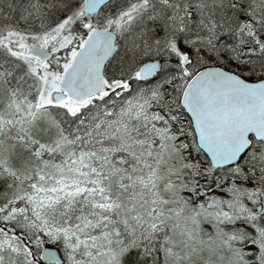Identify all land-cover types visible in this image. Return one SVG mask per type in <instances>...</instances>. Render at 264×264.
I'll return each mask as SVG.
<instances>
[{
    "label": "snow or ice",
    "instance_id": "snow-or-ice-1",
    "mask_svg": "<svg viewBox=\"0 0 264 264\" xmlns=\"http://www.w3.org/2000/svg\"><path fill=\"white\" fill-rule=\"evenodd\" d=\"M0 264H264V0H0Z\"/></svg>",
    "mask_w": 264,
    "mask_h": 264
}]
</instances>
